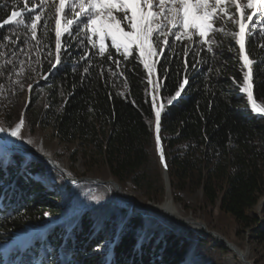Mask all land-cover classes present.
<instances>
[{
    "label": "trees",
    "instance_id": "trees-1",
    "mask_svg": "<svg viewBox=\"0 0 264 264\" xmlns=\"http://www.w3.org/2000/svg\"><path fill=\"white\" fill-rule=\"evenodd\" d=\"M38 3L0 0V36L16 35L24 27L17 26L16 20L3 24L12 11L22 12L30 23L28 16L41 11ZM53 11L48 7L43 12L37 39L38 45L51 50L55 63ZM229 12L235 9L230 7ZM249 12L245 9L246 15ZM70 17L74 18L66 10V19ZM254 19L259 20V15ZM218 25L225 32L238 31V25L227 19ZM75 29L74 23L71 35L62 34V63L43 71L50 86L44 119L49 117L55 137L61 143H77L85 162L100 157L122 190L132 185L158 201L162 180L157 174L152 179L149 170L158 165L155 108L160 109V145L175 201L200 192L201 209L218 205L239 232L247 231L264 243V117L251 109L239 91L246 70L235 38L218 32L209 41L213 51L208 52V45L197 37L178 42L170 36L172 46L164 47L165 54L151 75L160 99L153 104L151 77L138 53L125 59L106 40V53L101 56L98 45L93 48L87 42L83 27L79 35ZM252 31L255 35L246 30L245 50L253 61L254 99L264 106V36L259 29ZM194 51L199 54L193 55ZM185 79L188 84L181 96L169 103ZM0 124L9 127L5 120ZM77 153L72 152L73 158ZM43 171L57 182L59 198L50 185L47 191L35 180ZM68 187L46 161L27 160L19 152L0 159V264L29 260L38 264H222L194 234L167 233L160 225L148 224L147 214H131L112 201L81 209L66 192ZM22 235L27 236L19 240ZM217 249L225 250L221 245Z\"/></svg>",
    "mask_w": 264,
    "mask_h": 264
},
{
    "label": "snow or ice",
    "instance_id": "snow-or-ice-1",
    "mask_svg": "<svg viewBox=\"0 0 264 264\" xmlns=\"http://www.w3.org/2000/svg\"><path fill=\"white\" fill-rule=\"evenodd\" d=\"M48 7H53L52 15L55 19V63L49 61L50 71L55 70L61 63L62 53V34L68 33L69 29L75 23L76 33L79 35L81 26L84 29L87 42L96 48L98 45L99 55L103 56L106 53V40H110L111 47L117 52L122 50V55L125 59L138 53L140 61L147 70L149 76L155 71V65L159 63V57L164 55V47H171L169 37H174L175 41H181L187 38L189 41L193 37H197L202 45H208L207 51L212 52L213 48L209 41L219 32L222 35L232 36L235 38V44L239 46V60L242 61V67L247 69L243 77V86L239 88L241 93H246L247 103L251 109L257 114H264V106L256 103L253 96L252 69L253 61L249 59L245 50V34L248 29L251 34L255 35L253 29H259L261 36H264V0H246V3H241V0H39L36 8L41 11L34 16L29 15L30 21V39L37 41V27L41 22L43 12ZM235 9V13L230 15L229 8ZM245 9H250L251 14L245 13ZM66 10L70 11L74 19H66ZM34 9H28V12H33ZM238 14V18L237 15ZM23 13L20 11H12L8 19L3 21L4 25L12 24L16 20L17 26L28 28V22L23 18ZM259 15L260 19H254ZM20 17L19 20L17 18ZM62 18H65V23L62 25ZM227 19L234 25H238V31L225 32L218 25V22ZM251 22V26L249 23ZM45 23V27H46ZM3 27V25H0ZM14 33L7 36H0V49H7L9 44L19 45L20 38L16 36L13 39ZM95 37L96 39H93ZM264 47V45H261ZM20 51H23L21 49ZM64 54L67 49H64ZM198 52H193V55H198ZM17 55L13 50L11 52L0 51V58L7 57L0 63V74L10 82L18 85L22 90L25 85L19 80V76L24 72V61H19V69L17 64L11 57ZM51 55V53H49ZM86 55V54H85ZM185 56H188V50H185ZM153 57H157L153 60ZM85 56H81L84 59ZM112 59L111 53L107 57ZM39 63V60L36 61ZM119 63V62H116ZM188 60L185 59V68L187 69ZM195 63L192 64L194 68ZM87 72L88 69L85 68ZM15 75L17 79L11 81V76ZM43 79L47 80L48 75H44ZM152 83V80H149ZM188 80L185 79L180 84L175 96L172 100L181 96ZM28 90L32 91L33 86L27 85ZM0 90H4L3 85H0ZM161 111L155 112V128H156V145L160 151V160L163 163L165 160L163 149L160 148L161 138L160 132ZM25 125L24 114L14 124V126L5 127L0 124V134H3L2 143L9 146L12 138L16 141H23L31 144V140H25L22 135V129ZM165 168L167 165H164ZM48 215V213H45ZM143 245L142 241H138ZM100 250L99 246L96 249Z\"/></svg>",
    "mask_w": 264,
    "mask_h": 264
},
{
    "label": "rangeland",
    "instance_id": "rangeland-1",
    "mask_svg": "<svg viewBox=\"0 0 264 264\" xmlns=\"http://www.w3.org/2000/svg\"><path fill=\"white\" fill-rule=\"evenodd\" d=\"M241 2L246 3V0H241ZM69 19L74 18L70 17ZM16 36L20 38L21 42L19 45L9 44L7 49H0V51L11 52L14 50L17 53V55L11 57L17 64V70L19 69V61H24L23 67L25 70L19 76V80L25 87L21 90L18 85L10 82L3 74H0V85L4 87V90H0V123L5 120L9 127L14 126V124L18 122L21 113L24 114L25 125L22 129V135L25 140H31L32 143L28 144L23 141H16L12 138H9V140L13 146L35 154L36 157L31 154L24 155L27 160L30 158L35 160H41V158L47 157L51 158L59 164L68 177L82 179V181L71 184L67 183L63 178L67 186H69L66 192H68L69 196L73 198V201L78 204L81 209L90 208L104 201H112L117 203L120 207L127 208L131 214H147L146 219L148 224L160 225L166 229L167 233H172L177 236H188L189 233L194 234L199 239V244L204 248L210 249L214 255L219 258L222 264H228L230 260H236L230 250L225 248L224 251H220L217 249V246L220 244L214 237L201 234L186 227V225L178 226L174 223V221L182 223L188 220L191 222H198L204 225L206 230L210 233L221 236L224 240L238 248V250L244 252L246 260L249 263L264 264V243L258 242V239H252L247 231L239 232L234 220L229 215L221 212L218 205L213 208L207 207L201 209L198 204L200 192L194 196H183L182 202L175 201L168 174L167 172L166 174L163 172L164 163L160 160L158 148H156L158 165L156 169L151 168L149 174L152 179L157 174L162 180L161 199L158 201L152 200L145 196L137 187L128 185L126 189L122 190L120 188V190L123 194L132 198L129 201L121 200L109 185V181L115 183L116 181L109 175L102 159L95 156L90 161L85 162L82 159V154L80 153L82 149L79 145L77 143H61L55 137L49 117L44 119V112L49 103L47 97L50 86L45 84L46 81L43 79V71L50 67L49 61H53L51 50L46 49L44 44L38 45L37 41L30 39V23H28V28L22 27L19 31H16V35H13V37ZM21 49H23V51H20ZM49 53H51V55H49ZM119 53L122 54V50ZM5 59H7V57L0 58V63H3ZM37 60H39V63L36 62ZM16 79L17 77L15 75L11 76V81H15ZM29 84L33 86L32 91L28 90L27 85ZM155 90V84L153 83L152 92L154 101L158 98V93ZM38 123L39 125H37ZM74 151L78 153L73 158L72 152ZM8 153L13 152L0 146L1 160H7ZM35 180L39 181L47 191L52 190L53 196L56 198L60 197L61 190L57 186V182L52 181L47 173L43 171L35 177ZM49 185L52 187L51 190L49 189ZM167 187L173 207L181 222L173 218H167L166 215L140 212L135 208L138 206L143 209H150L160 206L166 198ZM263 200L260 203H262ZM260 203L255 206L254 211L257 212L259 210ZM39 231L42 230L40 229ZM237 231L239 235H236ZM26 236L27 235H22L19 240L24 239ZM49 250L50 249H48V251ZM27 264L38 263L36 260H29Z\"/></svg>",
    "mask_w": 264,
    "mask_h": 264
},
{
    "label": "water",
    "instance_id": "water-1",
    "mask_svg": "<svg viewBox=\"0 0 264 264\" xmlns=\"http://www.w3.org/2000/svg\"><path fill=\"white\" fill-rule=\"evenodd\" d=\"M156 135H157V133H156ZM2 139H3V136H0V140H1V141H2ZM6 148H7L9 151H12V152H21V153H23V154H26L25 151H23V150H21V149L15 147V146H13L12 144H10L9 146H6ZM156 148H157V145H156ZM43 160L47 161L48 164L50 165V167H51L53 170L57 171L60 175H62L63 178L65 179V181H66L67 183H71V184H72V183H76V182H78V181H82V179H75V178L68 177V176L66 175L65 171L59 166V164L56 163L55 161H53L51 158H48V157H47V158H43ZM163 172L166 174V170H165V166H164V164H163ZM109 183H111V184L114 186V188L116 189L117 192L120 191V187L118 186V184H116V183L113 182V181H109ZM118 197H119L120 199H122V200H130V199L132 198V197H130V196H123V195H118ZM135 208H136L138 211H140V212H150V213L158 214V212H156V211H154V210H152V209H143V208L138 207V206H136ZM174 223H176V225H178V226H181V225H184V224H185V225H186V224H189V225H190V224H192V225H193V224H194V225L197 224L200 228H202L204 234L209 235V236H212V237L218 239V240H219V244H220L221 246H223L224 248H226V249H228V250H231V251L235 252L236 254H239V256L241 257V260H242L245 264H251V263H248V262L245 261L243 255L240 254V253H238L237 250L235 249V247H234L231 243H229V242H227L226 240H224L221 236L215 235L214 233H210L209 231L206 230V228H205L204 225H202V224H200V223H198V222H190V223L182 222V223H179V222H175V221H174Z\"/></svg>",
    "mask_w": 264,
    "mask_h": 264
},
{
    "label": "bare ground",
    "instance_id": "bare-ground-1",
    "mask_svg": "<svg viewBox=\"0 0 264 264\" xmlns=\"http://www.w3.org/2000/svg\"><path fill=\"white\" fill-rule=\"evenodd\" d=\"M245 38H246V34H245ZM247 72V70H246ZM246 94V93H245ZM258 104V103H257ZM262 116H264V114H260ZM0 136H3V134H0ZM0 146L3 147V148H6V146L2 143V141L0 140ZM109 185L112 187L111 189H113V191L115 192V194L118 196V195H123V196H126L125 194H123L121 192V190L119 192L116 191V189L114 188V186L109 183ZM122 200V199H121ZM123 201H129V200H123ZM156 212H158V214L160 215H166L167 218H173L174 220L176 221H180V219L178 218L179 216H177V213H176V210L174 209L173 207V203L171 201V198H170V194H169V190H168V187L166 189V198L164 200V202L160 205V206H157V207H154V208H150ZM181 222V221H180ZM186 223H190L191 221L188 220V221H184ZM185 225V224H184ZM188 225V226H187ZM186 227H189L201 234H204L203 233V230L202 228H200L197 224L196 225H192V224H186ZM216 239V238H215ZM217 242H219L217 239H216ZM235 247V246H234ZM235 249L237 250L238 253L242 254L245 261L248 262L246 260V255L244 252L238 250V248L235 247ZM231 251V250H230ZM231 254L234 256V258L236 260H230L228 264H245L242 260H241V257L239 256V254H236L235 252L231 251ZM249 263V262H248Z\"/></svg>",
    "mask_w": 264,
    "mask_h": 264
}]
</instances>
